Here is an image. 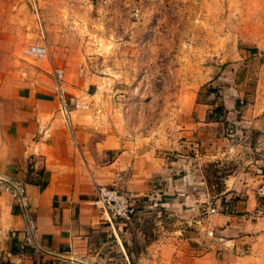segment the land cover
<instances>
[{"label": "rangeland", "instance_id": "obj_1", "mask_svg": "<svg viewBox=\"0 0 264 264\" xmlns=\"http://www.w3.org/2000/svg\"><path fill=\"white\" fill-rule=\"evenodd\" d=\"M36 43L46 48L44 58L25 55ZM56 83L68 112L80 107L92 122V146L101 125L117 117L134 130L167 129L175 138L185 128L183 111L195 117L196 105L206 110L196 128L187 127L186 152L170 151L178 161L168 195L137 201L129 219L111 218L126 234L133 264H168V236L193 230L181 223L178 214L188 206H176L174 182L192 179L197 162L207 185L201 216L222 200L225 176L239 166H264V0H0V114L5 102L13 114L21 102L34 118L58 112L67 122ZM231 101L237 111L228 114L224 104ZM255 103L253 119L241 118ZM4 215L0 206V264H8L12 232ZM92 244L103 250L99 255H116L117 241L104 233H95ZM185 246L179 262L192 264Z\"/></svg>", "mask_w": 264, "mask_h": 264}, {"label": "crops", "instance_id": "obj_2", "mask_svg": "<svg viewBox=\"0 0 264 264\" xmlns=\"http://www.w3.org/2000/svg\"><path fill=\"white\" fill-rule=\"evenodd\" d=\"M228 103L225 110L233 114L237 108L232 101ZM7 104L0 114L4 116L0 120V182L4 186L0 206L7 229L12 231L8 264H133L123 238L126 234L100 208L95 188L116 184L133 203L156 194L168 195V174L177 171L178 161L169 157L170 151L186 152L184 147L191 143L187 127L193 123L196 128L195 120L205 118L206 110L196 105L195 117L183 111L185 128L175 138L168 136L167 129L134 130L125 117H117L101 125L99 140L92 146L87 137L93 124L80 116V107L69 109L66 122L58 112L34 118L21 102L13 114L12 102ZM243 113L241 118L253 119L257 104ZM259 121L264 125V116ZM181 135L184 140L178 139ZM251 168L256 171L246 172L239 166L222 179L223 198L212 202L206 210L213 207L215 212L205 216L197 210L207 188L200 164L192 166V179L175 180L180 187L176 206H188L178 215L193 230H174L168 236V264H181L185 245L192 264H264V220L241 215L254 208L255 189L264 178V166ZM17 186L24 188V206L11 194ZM99 232L117 241L116 255H99L103 250L92 244ZM188 240L193 241L191 246Z\"/></svg>", "mask_w": 264, "mask_h": 264}, {"label": "built area", "instance_id": "obj_3", "mask_svg": "<svg viewBox=\"0 0 264 264\" xmlns=\"http://www.w3.org/2000/svg\"><path fill=\"white\" fill-rule=\"evenodd\" d=\"M25 55L41 59L46 56V48L41 44H31L24 50ZM56 80H60L62 77V71L60 69L55 70ZM56 93L59 104V109L63 114L68 113L67 101L64 91L59 83H56ZM11 194L18 200L21 205H25V192L22 186L12 187ZM96 201L100 208L107 213L110 218L114 219H129L134 213V203L132 197L126 190L119 187L116 184L110 185H97L95 188ZM256 203L254 208L249 211L241 213L242 217L250 220H264V178L260 181L255 191ZM215 208L208 209V213H214ZM29 228H32V224H29ZM208 235H211V231H206Z\"/></svg>", "mask_w": 264, "mask_h": 264}]
</instances>
